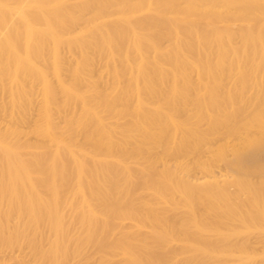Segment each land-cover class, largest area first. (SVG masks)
Here are the masks:
<instances>
[{"label": "bare ground", "instance_id": "obj_1", "mask_svg": "<svg viewBox=\"0 0 264 264\" xmlns=\"http://www.w3.org/2000/svg\"><path fill=\"white\" fill-rule=\"evenodd\" d=\"M76 6L72 14L63 0H0V89L14 85L16 91L9 95L23 103L31 100L29 86L38 81L44 97V143L20 146L13 127L11 139L0 130L6 172L15 181L39 183L34 197L26 194L38 218L59 235L64 232L61 207L70 205L74 216L69 224L86 232L83 245L97 246L107 255L124 247L118 264H174L178 254L171 250L142 255L137 236L148 229L155 236L169 231L174 223L154 206L170 203L183 187L202 188L193 201L203 211L192 217L206 225L215 222L218 232L236 227L232 239L256 235L257 223L264 228V0H81ZM145 14L152 15V22H138ZM70 20L82 22V32L93 37L82 54L91 57L94 51V66L97 50L106 66L100 73L106 72L107 84L113 77L112 84H105L102 75H90L92 65L90 71L80 70L82 61L73 68L72 83H64L59 56L46 59L44 52H55ZM161 39L168 41L165 48ZM48 63L55 69L61 98L48 81ZM80 71H89L90 77L85 80ZM248 102L246 109L240 107ZM179 110L188 115L186 122L177 118ZM0 112H6L3 102ZM125 118H130L128 124ZM25 149L48 153L27 162ZM205 155L213 161L203 164ZM190 156L205 173L215 162L228 170L186 178L181 174L190 171ZM140 174L142 179L136 177ZM231 187L236 193H230ZM72 192L79 194L78 201L71 200ZM119 219L135 223L121 240L105 246ZM257 235L264 238V231ZM210 245L219 248L218 240ZM251 251L242 245L232 256L250 264L257 255Z\"/></svg>", "mask_w": 264, "mask_h": 264}, {"label": "rangeland", "instance_id": "obj_2", "mask_svg": "<svg viewBox=\"0 0 264 264\" xmlns=\"http://www.w3.org/2000/svg\"><path fill=\"white\" fill-rule=\"evenodd\" d=\"M63 2L66 6V9L68 8L65 11H68L70 9V13L72 12V14H76V5L81 2V0H63ZM151 18V14H145L142 15V17L138 18V22L140 21V19L142 20V22H145L146 20L152 22ZM70 23L71 24L68 25L69 29L66 28L65 33L60 35V37L57 39L55 52L49 50H46L44 52L46 59H48L50 62V58L53 56V53H56L59 56L60 61H58L57 64L60 69L59 78L62 82L64 81V83H72V71L76 70L79 61H82L80 64L83 63L82 66L84 65L83 67L85 68L84 69L83 67L81 68L78 66L80 70L83 69L86 71L91 67V65L92 67H94L92 71H90L91 69H89L91 74L89 73V71H87L86 73L84 71V73L80 71L81 74L78 73L85 80L88 79L90 75H93V73L95 74V77L96 75H99L100 77L101 75L103 76V74H101L103 72L101 71L102 66L104 67L105 65L102 64L103 61L101 60H103V58L98 55L97 50V54L95 53V55H97V58L94 57L95 59H91L94 62V66L90 61V58L94 56V51L92 52L91 50V57H89L90 54L88 55V53H86L87 51L84 52L88 55L87 58L85 57L87 55H85L84 53V55L82 54V47L85 46L88 41H90V38L93 37H91L87 31L85 33L84 31L82 32V29H85V25L82 22H80L79 24H75V22L72 23L70 20ZM21 33L24 34L25 31L22 30ZM82 34H86V37H84L83 35V39L81 38ZM96 40L95 41L97 42V49L99 50L100 37ZM160 41L162 47L165 48L168 45V41L166 39H161ZM100 46H103L101 49L105 48L102 43ZM22 51H24V47ZM96 59H99V61ZM88 61L90 62V64ZM96 61H98V64L96 63ZM11 63L12 62H10L9 64ZM167 63L169 64V66H172L171 61H168ZM46 68L49 69V71L46 70L49 83L58 89L59 82L57 81V76H55L56 74L54 73L55 69H52L51 63H48V67ZM73 68H75V70ZM50 69H52V71ZM103 69H106V66ZM104 73L105 76L103 77L106 81L105 84H107V81L109 79L107 80V74L106 72ZM109 78H111V82L109 81L108 84H112L113 77L110 76ZM104 79L102 78L103 81ZM29 87L33 91V97H30V101H24L23 103H16V100L13 101L12 96L9 95L10 90L16 91V87L14 85L10 86L8 84L7 89H4L3 91L2 89H0V104L3 102V109H5L6 111L0 112V130L5 133L8 138L11 139V133L8 130L13 127L17 131V135H15L20 146H35L45 142L43 132L46 128V120L42 87L38 81H35ZM57 91V97L61 98L62 94L60 90L58 89ZM132 98L133 96H131V100ZM247 104H249V102L246 104H240V107L246 109L249 106H246ZM20 107H24V113H21ZM184 115H186L184 111H178L177 118L181 116V119L179 118L180 122L182 120L185 121V119L188 120V115H186L187 118H185ZM54 118L56 122H61L62 120L57 115H54ZM129 119L130 118H128V120ZM128 120H126L127 124ZM120 121L122 122V120ZM124 122L125 121H123V123ZM126 125L124 127H126ZM37 127H40V129L36 130ZM206 128L204 127V129ZM119 141H121V139ZM232 142L236 141L233 140ZM220 143L221 142H217V144ZM82 144L84 145V143ZM85 145V148H87L88 145ZM79 148H82V146ZM30 149L24 150V153H27V155L25 156V160L27 162H32L34 159L43 157L48 153L47 151H37V153L33 154L34 151ZM6 156V152L0 149V264L121 263V255L127 251V249H125L124 247L114 249V251H112L113 255H107L106 251H104V254V252L97 246H85L81 243L86 232L85 229L81 226L69 224V221L74 216V209L70 205H63L61 207L60 223L64 225V232L61 231L59 235H57L56 232L46 222L41 221L38 218L37 210L30 206L33 199L26 200L27 193H29L31 197H34L35 191L39 187V183L35 180V183L37 184L31 186L29 181H27L26 179H24L23 181L22 179L20 181H15L13 179L14 175L8 174L6 172V167H3V165L5 164ZM168 161L169 166H173V160L169 158ZM211 161H213V158L209 155H205L201 162L203 164H206L210 163ZM188 164L190 166V171L188 172V174H181V176H185L186 178L192 180L201 179L206 174H217L219 172H226L228 170V168L223 163L215 162L210 171L205 173L200 165L196 163L191 156L186 160V165ZM132 166L136 168L135 170H137L138 167L136 166V164H133ZM142 176L143 175L141 174L136 175V177L140 179H142ZM137 179L133 178L132 180L136 185H138L141 181L140 180L138 181L139 183H137ZM133 182H131V184L134 187L136 185ZM50 189L51 188H49V190ZM203 190L204 189L202 188L183 187L175 192V197L172 201H170V203H160L154 206V208L158 211H163L162 214L166 216V218L169 217L171 219L170 221H172L169 222L174 223V226L172 228L170 227L171 229H169V231H167L166 233L161 234V236H155L149 229L147 233L138 235L137 238L140 241L139 243L142 245V255L144 254L145 256H150V254L152 255L153 252L164 254L168 250H171L178 254L174 264H244L243 261L238 260V258L236 259L234 256H232V253L233 255L236 254L234 252L239 248V246L249 245L257 254L256 256L254 254L253 257H260L259 259L255 258V261L253 258L250 264H255L256 261V264H261V262L264 261V253H262V251L264 252V238L258 237L257 234L264 231L263 222L257 223L256 226H258L260 230L256 231V235L253 233H243L237 236V239H232L233 237L231 238V236L236 232V227H230L227 225L225 227L223 226L220 232L214 230L215 222H210L208 225H206L199 219L192 217L191 214L193 212L198 214L203 211L202 206H200L199 203H195L193 201L194 195L201 193ZM235 190L236 189L234 187H231L230 193H236ZM13 192H16L18 194L16 198L13 197ZM46 192L49 193L48 190H46ZM70 198L71 200L78 201L80 196L79 194L72 192ZM19 209H21V211H18ZM167 222L168 221L165 222V225H168ZM131 223L134 224L135 222L129 220L124 221L122 219L113 222L112 225H114V235L112 238H108L105 240V246H109L113 239L121 240L124 236H126L125 234L129 231L130 226L132 227L133 225H131ZM245 225H247V223ZM145 226H149V221H145ZM170 226H172V224ZM182 228L186 229L187 232L183 233ZM243 228L244 225L240 227L241 230H243ZM98 237L99 235H97V238ZM216 240H218L219 242V248L217 249L215 248V246L210 245ZM193 247H195V249L198 251H193ZM145 248H147V252H143L145 251ZM253 251L250 252L252 253L250 255H253ZM105 257H108V259Z\"/></svg>", "mask_w": 264, "mask_h": 264}]
</instances>
